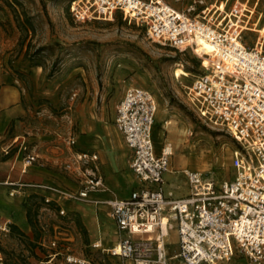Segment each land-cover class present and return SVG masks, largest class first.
<instances>
[{
    "label": "built area",
    "instance_id": "2783aa9c",
    "mask_svg": "<svg viewBox=\"0 0 264 264\" xmlns=\"http://www.w3.org/2000/svg\"><path fill=\"white\" fill-rule=\"evenodd\" d=\"M174 1L180 6L169 0H72L70 13L74 20L86 22L110 19L120 12L144 26L153 42L180 53L192 51L201 63L207 57L209 64L196 75L186 94L201 120L226 131L237 142L234 175L217 181L209 172L174 168L172 145L156 149V96L149 89L133 86L118 103L114 120L132 150L130 168L141 181L128 197H96L108 186L99 154L85 149H74L64 166L79 179L78 189L11 179L0 184L11 187V196L17 187L49 190L54 197L44 196V203L68 221L73 218L63 202L106 205L116 225V242L104 247L99 240L92 247L121 264H169L174 258L183 264H222L237 254L251 264H264V13L257 11L259 0H235L231 7L228 0ZM243 4L241 11L238 5ZM255 15L256 23L251 21ZM247 34L254 39L247 41ZM199 40L210 43L212 50L199 52ZM68 144L76 147V137L71 135ZM3 152L9 154V148ZM38 160L37 154H25L21 172L26 173ZM179 172L186 178L188 192L176 196L166 191L165 174ZM11 225L10 217L0 215V241L11 234ZM171 230L177 231L176 242L168 240ZM57 244L55 235L49 246ZM59 254L61 250L48 255L51 259ZM92 259L72 252L64 255L68 264H90ZM5 260L0 243V264Z\"/></svg>",
    "mask_w": 264,
    "mask_h": 264
},
{
    "label": "rangeland",
    "instance_id": "374dc122",
    "mask_svg": "<svg viewBox=\"0 0 264 264\" xmlns=\"http://www.w3.org/2000/svg\"><path fill=\"white\" fill-rule=\"evenodd\" d=\"M70 2L0 0V72H10L21 81L31 107L28 117L34 134L47 135L56 141L55 145L65 146L69 135L85 133V123L102 122L110 128L115 107L125 91L133 86L143 87L151 90L158 101L155 144L160 149L166 143L172 145L174 168L209 172L217 181L231 178L236 144L226 131L201 120L186 94L196 75L203 71L204 62L192 51L180 53L167 44L153 42L144 26L125 19L120 12L110 19L78 22L70 13ZM234 2L228 0L227 6ZM243 6L238 8L243 11ZM257 11L264 13V0H259ZM252 18L256 23V15L251 21ZM254 37L247 34L246 40ZM180 66L183 73L178 78L175 69ZM62 170L65 171L64 167ZM0 174L5 175L3 170ZM175 175L165 174L169 182L164 185L166 191L183 184L184 174ZM122 182L118 179L101 197L124 196L127 189ZM32 196L22 200L9 195V191L3 194L0 187V211H6V217L12 214L14 221L19 222L18 216H27V207L31 206L33 218V224L27 218L30 234L15 232L2 236L4 264H31L60 250L58 264H68L64 261L66 252L91 256L90 264H115V258L85 247L83 242L62 239L67 238L64 233L57 234V246L50 247L56 235L53 225L65 228L70 221L63 220L56 208L47 206L41 197ZM99 209L107 219L105 207ZM81 232L85 241L87 235ZM105 238L114 241L116 235ZM177 238V231L171 230L168 240L176 242ZM171 250L174 252L176 247ZM169 264L183 263L174 258ZM222 264L251 262L237 254Z\"/></svg>",
    "mask_w": 264,
    "mask_h": 264
},
{
    "label": "crops",
    "instance_id": "0c3cea01",
    "mask_svg": "<svg viewBox=\"0 0 264 264\" xmlns=\"http://www.w3.org/2000/svg\"><path fill=\"white\" fill-rule=\"evenodd\" d=\"M26 98L21 81L10 72H0V171L3 170V173H5V175L0 174V181L11 179L31 184L78 189L80 187L79 179L74 173L67 171L64 166L74 149H85L99 154L101 173L109 188L118 179H122V184L126 185L127 193L124 196L116 195L114 197L126 198L132 190L141 185V181L130 168L132 150L128 147L124 135L115 125L114 120L118 104L113 113L112 127L109 128L102 122L93 121L87 123V125L85 123V133L76 136L77 145L72 147L69 144L65 146L55 145L56 141H53V138L48 139L49 136L47 137L44 134H34L30 117H28L31 107L28 105ZM159 147V145H156L158 151L161 150ZM7 148L10 151L9 154L3 152ZM27 153L37 154L39 160L23 174L21 172L22 158ZM62 167H64L65 171L62 170ZM170 174L175 175L174 173ZM0 187L5 195L11 189L10 186L4 184H0ZM178 189L180 191L175 193V190ZM170 190L176 196L186 194L188 192L186 178H183L182 185H177V189ZM100 194L95 195L101 199L113 198L101 197ZM15 195L22 200L32 195L35 198L41 197L43 200L46 195L54 197L49 190L32 186L17 187ZM62 204L67 208L73 221L67 223L65 228L54 224L53 232L56 235L64 233L67 238L63 237L62 239L77 243L83 242L84 246L89 248H93L92 244L99 240L104 247L115 244V240L105 238L106 235L115 234L116 231V225L108 215L106 205L100 206L105 207L108 220L104 217V213L100 212V206L88 205L80 201L63 202ZM5 212L0 211V215L5 216ZM10 217L13 218L12 223L17 225L18 231L30 234L31 227L27 221L26 214L18 216L19 222L14 221L12 214ZM78 219L81 220L82 226L78 224ZM81 230L87 235L85 241H83ZM68 244L70 243L68 242ZM46 256L47 259H39V261L31 262V264H58V255L51 259L49 255ZM53 261L55 262L53 263ZM115 264L121 263L116 261Z\"/></svg>",
    "mask_w": 264,
    "mask_h": 264
},
{
    "label": "bare ground",
    "instance_id": "6f19581e",
    "mask_svg": "<svg viewBox=\"0 0 264 264\" xmlns=\"http://www.w3.org/2000/svg\"><path fill=\"white\" fill-rule=\"evenodd\" d=\"M259 32V31H258ZM199 47H198V51L199 52H210L212 50V45L210 43H208L205 40H199L198 41ZM203 66H207L209 64L208 58L205 57L203 58ZM178 65V64H177ZM182 65V64H181ZM183 73V68L182 66L177 67L175 69V75L180 78L182 76Z\"/></svg>",
    "mask_w": 264,
    "mask_h": 264
},
{
    "label": "trees",
    "instance_id": "16d2710c",
    "mask_svg": "<svg viewBox=\"0 0 264 264\" xmlns=\"http://www.w3.org/2000/svg\"><path fill=\"white\" fill-rule=\"evenodd\" d=\"M71 1H72V0H71ZM70 3H71V2H70ZM17 22H18V24L21 23V22H20V19H19L18 16H17ZM233 141H234V143L236 144V146H238L237 142H236L235 140H233ZM26 213H27V218H28L29 223H30V224H33V218H32V207H31V206H28V207H27V211H26ZM77 222H78L79 225L82 226V222H81L80 219H78ZM11 227H12V232H11V233H15V232H19V233H21L20 231H18V227H17L16 224H12Z\"/></svg>",
    "mask_w": 264,
    "mask_h": 264
}]
</instances>
